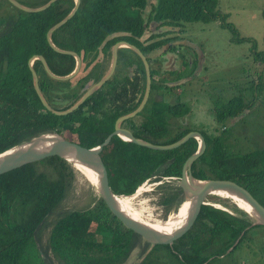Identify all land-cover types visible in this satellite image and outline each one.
Masks as SVG:
<instances>
[{
  "label": "trees",
  "instance_id": "trees-1",
  "mask_svg": "<svg viewBox=\"0 0 264 264\" xmlns=\"http://www.w3.org/2000/svg\"><path fill=\"white\" fill-rule=\"evenodd\" d=\"M3 1L9 3L0 0V4ZM152 1L80 0L75 14L51 35L56 46L78 53L84 63L79 73L66 81L54 80L45 73L39 60L33 62L41 91L54 108L69 107L89 81L101 78L115 42L132 43L144 54L165 45L167 50L171 49V42L176 38H166L164 34L169 32L146 36V39H158L143 45L141 38L150 24L158 28L219 21L221 26L236 30L226 20V13L220 11L219 0ZM148 4L150 8L145 16L143 13ZM73 6L74 0H57L39 12L16 10L11 19L0 23V152L44 131H57L86 147L96 146L112 130L115 118L134 109L141 100L145 87L144 66L132 49L124 47L121 69L77 108L56 114L42 104L32 83L28 59L34 54L43 55L49 69L57 75L69 74L74 69L75 58L54 51L45 40L49 27ZM133 9L135 14L127 12ZM237 39L244 40L239 36ZM97 58L102 63L94 77L87 70ZM253 59L261 62L263 68L255 79L235 84L238 94L230 95L225 102L215 104L213 101L217 120L235 116L252 108L258 101L264 102V50L253 52ZM132 65L140 72L139 95L127 93L126 84L131 82L127 71ZM85 71L88 75L80 77ZM150 73L151 89L146 103L123 123L139 137L161 144L172 143L195 128L189 125L186 117L190 111L187 101L165 102L163 92L174 86L167 83H177L194 71L186 73L182 68L162 72L150 64ZM154 91H157L156 96ZM210 95L214 100L213 94ZM197 130L203 134L206 147L192 162V175L198 179L232 177L264 199V146L251 151H229L219 134L209 135ZM197 146L198 139L190 137L171 150L153 149L113 135L102 151L110 188L113 193L129 195H119L129 205L133 191L145 179L176 178L175 184L171 180L163 181L149 190L155 194L164 212L162 220H166L168 213L176 212L184 200L178 184L180 171L186 157ZM75 169L66 158L50 155L0 174V264L44 263L36 239L37 230L73 186ZM218 199L220 202L231 201L232 205L222 202L227 208L203 204L187 235L173 248L154 244L147 250L149 243L128 229L97 194L91 206L68 209L54 219L48 230L46 247L57 264H120L138 245L141 259L134 264H210L220 258L238 237L239 241L227 254L240 250L250 239L249 233L264 226L245 229L253 218L230 198L221 196ZM187 216L186 205L172 225L182 226ZM261 250L264 260V245Z\"/></svg>",
  "mask_w": 264,
  "mask_h": 264
},
{
  "label": "rangeland",
  "instance_id": "rangeland-1",
  "mask_svg": "<svg viewBox=\"0 0 264 264\" xmlns=\"http://www.w3.org/2000/svg\"><path fill=\"white\" fill-rule=\"evenodd\" d=\"M17 1L25 6L26 4L34 6L43 0ZM151 1L148 0V3ZM3 2L0 4V23L11 19L17 10L9 3ZM149 8L148 4L143 13L145 16ZM219 9L226 13V20L231 22L236 30L221 26L219 21L184 23L181 27L156 28L154 24H150L143 37L169 32L164 36L176 39H173V43L171 42L173 45L171 49L167 50L166 45L160 46L148 55V60L152 62V67L162 72L182 68L186 73L190 70L194 71V74L177 83H167L166 85L174 86L164 89L163 101L170 103L187 101L190 111H187L186 117L190 126L209 135L219 134L224 147L229 151H251L264 146V102L258 101L252 108L243 110L235 116L217 120L213 101L215 104L225 102L230 95L238 94L235 84L255 79L257 73L263 68L261 62L254 61L253 52L264 50V0H219ZM127 12L133 15L136 10ZM238 36L244 40L239 41ZM157 39L158 37L152 40ZM121 60L119 54L116 68L118 71L121 69ZM183 61H186V65H183ZM104 66L105 64L103 68ZM156 92L154 91L155 96ZM210 94H213L214 100ZM71 135L74 136V134ZM167 180H171L172 184L177 183L174 177L161 180L147 179L143 181L147 185L131 198L132 205L139 209L145 218L149 220L164 218L162 216L164 212L157 203L155 194L149 190H153L157 184ZM89 183L91 182L76 168L73 186L68 189L61 203L38 228L36 239L45 260L43 264H57L46 247L48 230L54 219L68 209L89 207L97 198L99 193L95 186ZM215 196L218 195L212 196L210 203L222 207H227L224 203L232 205L231 201L226 199L222 201L224 203L220 202L218 199L220 195V197ZM168 214L173 212L170 211ZM249 238L252 240L246 241L238 250L239 252L235 250L228 254L224 253L210 264H263L261 246L264 245V226L253 229L249 233ZM138 259H141L139 245L135 246L120 264H134Z\"/></svg>",
  "mask_w": 264,
  "mask_h": 264
},
{
  "label": "water",
  "instance_id": "water-1",
  "mask_svg": "<svg viewBox=\"0 0 264 264\" xmlns=\"http://www.w3.org/2000/svg\"><path fill=\"white\" fill-rule=\"evenodd\" d=\"M7 1L10 3L11 6L16 8L17 10L26 13V12H39L45 10L57 0H47L42 5L36 7H32L28 5L25 6L20 2H18L17 0H7ZM79 5H80V0H74V6L72 7V9L63 18H61L59 21H57L51 27H49L45 35L46 42L54 51L61 54H69L75 58L76 64L74 69L69 74L57 75L49 69L43 55L34 54L28 59L27 64L31 71L32 83L40 101L47 109H49V111L56 114L67 113L77 108L84 100H86L101 85H103L106 80H108L112 76L118 61V49L120 47H128L132 49L141 58L143 62L144 70H145V87L141 100L134 109L125 112L123 114H120L116 117L114 121L113 129L107 134L105 139L96 146L86 147L85 145L75 140L63 136L57 131H44L37 135L32 136L29 140L19 145H15L9 149L7 148L1 151L0 174L6 171L9 172L25 164L32 163V161H36L50 155L62 156L67 160H69L70 162H72L70 156H78L80 158H84V160L87 162V164L89 165V167L97 177L98 184L95 185V189L97 193H99L101 199L105 202L109 210L128 229L132 230L134 233H136L138 236H140L142 239L146 240L149 243V247L147 250H149L151 246L154 244L168 245L171 248H173L174 245H176L187 235L192 225L194 224L202 205L206 203H210V198L212 196L219 195L222 192H237V194H240L243 197H245L255 207V211H256L255 213L252 210L250 212L246 211L253 218V221L245 229H248L256 225H263L264 199L258 196L253 190L250 189V187H247L246 185L236 181V179L232 177L198 179L192 175L191 164L199 155H201V153L204 151L206 147L205 138L199 130L191 129L187 131L185 134H183V136L178 140L168 144H161L137 136L130 128L122 124V121L124 119L128 117H132L137 111H140L142 109V107L144 106V104L148 99L151 89L152 79L150 73V65L146 59V56L134 44H131L124 40L115 42L111 47V61L105 74L101 77V79L98 82H96L93 85H90L86 90H84L82 94L77 98V100L69 107L65 109H56L47 101L39 86L38 75L33 67V62L36 59L39 60L46 74L50 78L59 81L69 80L78 73L81 66V59L78 53L72 50L59 48L54 43H52L51 35L56 29L64 25L75 14ZM115 134L124 141L134 142L143 146H147L149 148L161 149V150H171L177 148L190 137H195L198 139V146L196 150L186 157L180 171L178 184L180 186V190H182V194L184 197V200L180 205H182L184 201L187 200L189 202V211L186 222L179 232L174 234H167V233H160L157 231H153L148 227H145L143 224H140L138 221H136L133 217L127 214L122 208H120L116 203L117 194L113 193V191L110 188L111 186L108 180L107 168L102 159V151L104 146L107 145L111 137ZM12 148H18V150L12 152L9 155L4 154L7 150H10ZM72 164L74 165L75 162H72ZM85 177L89 181L91 180L88 178L87 175ZM238 207L240 208V206ZM242 234L243 232L241 233V235ZM239 238L240 237H238L233 242V244L226 249L225 253L229 252L231 248L235 244H237Z\"/></svg>",
  "mask_w": 264,
  "mask_h": 264
},
{
  "label": "bare ground",
  "instance_id": "bare-ground-1",
  "mask_svg": "<svg viewBox=\"0 0 264 264\" xmlns=\"http://www.w3.org/2000/svg\"><path fill=\"white\" fill-rule=\"evenodd\" d=\"M18 148H12L10 150H7L4 154H11L14 151H17ZM72 162H75V167H77L85 176L87 175L89 179H91V183L95 186L96 184H98V180L96 175L94 174V172L91 170V168L89 167V165L87 164V162L84 160V158H80L78 156H70ZM77 165V166H76ZM168 181V180H167ZM145 183V182H144ZM141 184L138 186V188L136 189V191H134L135 193H133L134 197L135 195H137L138 193H140L141 189L144 188L146 184ZM200 183V182H198ZM203 183V182H202ZM149 186V185H148ZM147 186V187H148ZM146 187V188H147ZM152 188V186H151ZM120 197H127L129 195L127 194H117L116 196V203L118 204V206L120 208H122L127 214H129L131 217H133L136 221H138L140 224H143L145 227H148L149 229L153 230V231H157L160 233H167V234H174L179 232L182 227L184 226V224L182 226L180 225H172V223L175 221V219L177 218V216L179 215V213L183 210V208L187 205L188 207V211H189V202L186 200L184 201V203L182 205H180V207L177 209L176 212H174L173 214H170L166 220H160L157 219L156 220H149L147 218H145L141 211L139 209H137L136 207H134L131 203V198H129V205L125 204V202H123ZM132 195V194H130ZM220 196L223 197H229L233 202H236L238 206H240L241 209L250 212L251 210L255 211V207L242 195L237 194V192H222L221 194H219ZM232 212V211H231ZM157 213V212H156ZM144 214V213H143ZM258 214V213H257ZM168 215V214H167ZM186 222V221H185Z\"/></svg>",
  "mask_w": 264,
  "mask_h": 264
},
{
  "label": "flooded vegetation",
  "instance_id": "flooded-vegetation-1",
  "mask_svg": "<svg viewBox=\"0 0 264 264\" xmlns=\"http://www.w3.org/2000/svg\"><path fill=\"white\" fill-rule=\"evenodd\" d=\"M141 42L143 43V45H146V44H148V43H151V42H153V40L152 39H146V37H143V38H141ZM173 43V42H172ZM132 44V43H131ZM172 45V44H171ZM136 46V45H135ZM122 48H124V47H120L119 49H118V60H119V54L121 55V53H120V51L122 50ZM128 48V47H127ZM154 50H152V51H150L149 53H147V54H144L143 52V54L146 56V59H147V61H148V55H150V53L151 52H153ZM151 57V56H150ZM81 59V58H80ZM76 61V60H75ZM110 61H111V55H110V58H109V62H108V64H107V68H105V70L103 71L102 70V76L105 74V72H106V70L108 69V67H109V65H110ZM102 62L97 58V59H95L91 64H90V66H89V68H88V70H87V72L88 73H90V74H92L94 77L96 76V74H98V72H99V66H100V64H101ZM143 63V62H142ZM148 63H149V65L151 64L150 63V61H148ZM76 64V63H75ZM84 63H82V60H81V65H83ZM117 64H118V61H117ZM117 64H116V68H117ZM42 65V64H41ZM144 66V65H143ZM131 67V66H130ZM130 67H128V69L130 68ZM115 68V70H114V72L115 71H117V69ZM80 69H81V66H80ZM80 69H79V71H80ZM79 71H78V73H79ZM86 71L84 72V74H81L80 75V77H83V76H86V75H88V73H87ZM46 73V72H45ZM77 73V74H78ZM127 73H128V76H129V80L131 81V82H129L128 84H126V88H127V93L129 94V95H131L132 93L134 94V93H136V94H139V91H140V88H139V86H140V84H141V79H139L138 77L140 76V72H138V71H135V72H133V73H130V72H128L127 71ZM113 75V74H112ZM101 76V77H102ZM101 79V78H100ZM100 79H98V80H95V79H93L92 81H89L88 83H87V85H85V89L84 90H86L90 85H93V84H95L96 82H98ZM55 80V79H54ZM107 82V80L105 81V83ZM105 83L103 84V85H101L98 89H100L101 87H103L104 85H105ZM137 86V87H136ZM97 89V90H98ZM119 90L118 91H120L121 90V86H119V88H118ZM96 90V91H97ZM95 91V92H96ZM94 92V93H95ZM93 94V93H92ZM91 94V95H92ZM84 102V101H83ZM82 102V103H83ZM81 103V104H82ZM116 119V118H115ZM127 119V118H126ZM125 120V119H124ZM123 120V121H124ZM115 121V120H114ZM123 121H122V124L124 125V126H126V127H128V128H130V126L129 125H126V124H124L123 123ZM113 127H114V122H113V124H112V128L111 129H113ZM131 129V128H130ZM132 130V129H131ZM133 131V130H132ZM134 132V131H133ZM116 135V134H115Z\"/></svg>",
  "mask_w": 264,
  "mask_h": 264
},
{
  "label": "crops",
  "instance_id": "crops-1",
  "mask_svg": "<svg viewBox=\"0 0 264 264\" xmlns=\"http://www.w3.org/2000/svg\"><path fill=\"white\" fill-rule=\"evenodd\" d=\"M152 63V62H151ZM152 66V65H151ZM135 71H137L136 70V68H135V65H132L129 69H128V72H130V73H133V72H135ZM178 71V70H177ZM137 95H139V94H137Z\"/></svg>",
  "mask_w": 264,
  "mask_h": 264
},
{
  "label": "built area",
  "instance_id": "built-area-1",
  "mask_svg": "<svg viewBox=\"0 0 264 264\" xmlns=\"http://www.w3.org/2000/svg\"><path fill=\"white\" fill-rule=\"evenodd\" d=\"M149 179V178H148ZM145 180H147V179H145ZM142 183H144V182H142ZM242 264H244V263H242Z\"/></svg>",
  "mask_w": 264,
  "mask_h": 264
}]
</instances>
